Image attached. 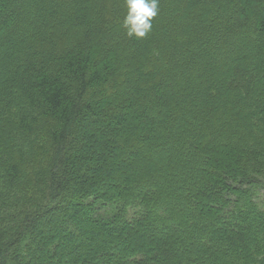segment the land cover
I'll return each instance as SVG.
<instances>
[{
  "label": "trees",
  "instance_id": "1",
  "mask_svg": "<svg viewBox=\"0 0 264 264\" xmlns=\"http://www.w3.org/2000/svg\"><path fill=\"white\" fill-rule=\"evenodd\" d=\"M158 8L0 0V264H264V0Z\"/></svg>",
  "mask_w": 264,
  "mask_h": 264
},
{
  "label": "clouds",
  "instance_id": "2",
  "mask_svg": "<svg viewBox=\"0 0 264 264\" xmlns=\"http://www.w3.org/2000/svg\"><path fill=\"white\" fill-rule=\"evenodd\" d=\"M126 14L123 27L129 37L144 38L152 29V20L157 16L159 0H125Z\"/></svg>",
  "mask_w": 264,
  "mask_h": 264
},
{
  "label": "rangeland",
  "instance_id": "3",
  "mask_svg": "<svg viewBox=\"0 0 264 264\" xmlns=\"http://www.w3.org/2000/svg\"><path fill=\"white\" fill-rule=\"evenodd\" d=\"M49 128H50L49 126L43 128L44 133H42V136L47 138L46 140H44V143L48 141ZM48 149L49 147L47 145L42 144V147H39V149L35 150V154L41 158H44L49 154ZM259 197H260L259 199H261L264 202V192H262Z\"/></svg>",
  "mask_w": 264,
  "mask_h": 264
}]
</instances>
